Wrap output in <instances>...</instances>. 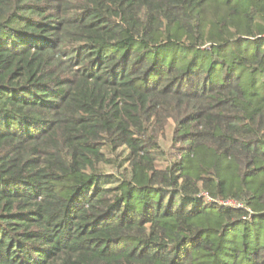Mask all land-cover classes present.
I'll use <instances>...</instances> for the list:
<instances>
[{
	"label": "trees",
	"instance_id": "obj_1",
	"mask_svg": "<svg viewBox=\"0 0 264 264\" xmlns=\"http://www.w3.org/2000/svg\"><path fill=\"white\" fill-rule=\"evenodd\" d=\"M0 264H264V0H0Z\"/></svg>",
	"mask_w": 264,
	"mask_h": 264
},
{
	"label": "rangeland",
	"instance_id": "obj_2",
	"mask_svg": "<svg viewBox=\"0 0 264 264\" xmlns=\"http://www.w3.org/2000/svg\"><path fill=\"white\" fill-rule=\"evenodd\" d=\"M174 132V124L172 121H169L165 126L164 135L160 141L161 149L166 151L171 145V137ZM104 154L107 159L112 160L114 163L110 164H100L98 166V172L101 176L112 177L113 180L122 179L123 170L125 168L124 159L126 157L124 150L119 149L115 153L111 154L109 150H104ZM117 182L114 183V186H117Z\"/></svg>",
	"mask_w": 264,
	"mask_h": 264
},
{
	"label": "built area",
	"instance_id": "obj_3",
	"mask_svg": "<svg viewBox=\"0 0 264 264\" xmlns=\"http://www.w3.org/2000/svg\"><path fill=\"white\" fill-rule=\"evenodd\" d=\"M224 205H226V206H240V205H237L235 202H233V201H227V202H225V203H223Z\"/></svg>",
	"mask_w": 264,
	"mask_h": 264
}]
</instances>
